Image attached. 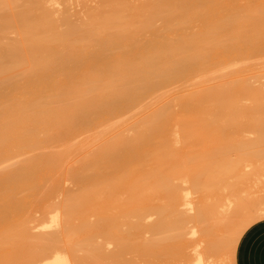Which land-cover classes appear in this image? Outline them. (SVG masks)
<instances>
[{
    "label": "bare ground",
    "instance_id": "obj_1",
    "mask_svg": "<svg viewBox=\"0 0 264 264\" xmlns=\"http://www.w3.org/2000/svg\"><path fill=\"white\" fill-rule=\"evenodd\" d=\"M3 1L0 2L3 3L2 7H5V10L14 6V9H11L14 20L12 23L8 21L9 23L2 24V29L6 28L7 32H9L8 29L12 32V28L7 27L15 25L17 31L25 32L32 28L34 34L42 38L32 39L28 46L23 47L24 50L21 48L22 51L16 47H9V51L6 48L7 45L5 46V51L10 52L9 61L11 63L10 65L6 64L5 69L7 70L8 66L14 68L23 63L27 67L11 69L12 73L16 72L15 75H18L17 72L25 68H27V73L25 69L26 75L21 78V81L19 80V84L8 86L12 87L9 93L6 94V91L9 90L3 93L2 91L5 89L1 91L0 88V92L4 95L2 97L3 95L1 96L0 93V97H2V100L0 98V164L7 161L9 164V160L11 161L13 157L20 156L24 150L20 153L22 149H19V153H17L18 147L24 148L29 146L28 144H33L34 148L33 146L25 148L27 152L29 149L34 150L30 154V151L25 153L26 150L22 153V155H27V157L24 156L26 159H22L21 155L22 161L20 160L21 162L18 163L22 164L18 165L15 162L18 166L14 164L15 166L11 165L6 169L0 167V264H73V259L71 261V255L66 252L67 250L63 251V248L60 250L61 247H64H60V244L68 241L72 234L87 230L85 221L88 217L91 218L90 215L101 213L103 205L100 206L99 201L102 198L109 197L110 201L112 199L113 211L118 217H121H119L120 219L133 215L136 210L135 202L145 199L146 196H152L154 191L151 187L156 191V188L161 186L163 188L164 185H167L168 175L166 174L168 172H164L166 169L164 165L169 161L173 162L172 160L176 158L169 155V161H164L165 156L168 159V155L165 153L169 154L170 149L173 150L174 146L169 148L170 145L182 142L180 141L183 139L182 136L185 137L189 134L193 136L194 132L196 134L197 129L202 127L204 130H209L211 126L217 128L213 122V115L215 114V117L216 114L227 113L226 110L230 109L233 104L235 106L236 93L247 87L245 82L235 79L237 83L233 84L232 82V85L238 86V90L235 89L236 92H231L230 88H226L230 91L219 92L216 87L213 88V84H209L212 81H210V75L207 74L213 70L221 72L225 67H231L229 62L232 59L233 61L235 58L255 59L254 57L264 55V7L250 8L245 6L242 0H160L154 9L149 10L143 16L137 11L139 6L134 5L132 0H100L103 5H108V7H104L98 15L91 13L89 25L84 28L71 25L59 34H48L49 30L58 28L59 25L56 24L53 14L56 10L53 9L54 7L51 8L52 13L47 4L54 6V3L62 4L66 0H8L9 6H7V0ZM145 6L148 4L141 5V7ZM2 7L0 10L4 11ZM7 12L12 15L10 9H7ZM11 15L7 18H10ZM158 19H162L168 25L169 31L166 35L158 28L156 30L154 23ZM0 22L2 23V20ZM192 22L195 24L190 27ZM154 27L155 30H153ZM2 29L0 31L3 33ZM148 31H151V36L142 40V36ZM1 38H3L2 35L0 41H2ZM28 39L29 37L26 36L20 40L23 42ZM59 42H62L61 48H58ZM3 44L5 43L3 42ZM44 50L47 51V55L41 57L40 52ZM7 53H3L6 55H3L5 58H7ZM24 57L27 61L25 64ZM3 58L0 59L1 66L8 59L3 62ZM247 61L245 59L242 62L246 63ZM251 61L253 64L249 63ZM251 61L248 63L252 66L257 62L262 63L263 60H255V63L253 60ZM235 63L234 66H239L241 62ZM231 64L233 66V63ZM11 65L13 67H10ZM258 65L260 64L258 63ZM1 66L0 76L14 77L13 74H8H11V71L5 72L4 65ZM226 70L229 72L228 69ZM220 72L219 75H224ZM222 75L220 78L224 77ZM4 78L1 77V79ZM15 79L17 80V77L13 80ZM18 79H20L19 75ZM7 80L9 81L5 78L4 81ZM215 80L219 82V77L218 79L216 77ZM222 81H226V78ZM0 83L7 84V82L3 83V80ZM8 83L10 85L13 81ZM214 84L216 83L214 82ZM224 84L226 85V83ZM191 85H193L192 90H187V87L189 88ZM221 86H218V89ZM175 88L179 90L172 94L169 92L171 96L170 94L167 96L168 91L170 89L174 91ZM256 89L258 90V86ZM250 92L251 90L248 94L252 96V92ZM21 93L31 96V99H27L25 102L18 101L16 98ZM258 96L257 98H261ZM46 99L51 101L47 102ZM173 100L179 103L173 102ZM6 101L10 102L6 103ZM168 101H172L170 104H178V107L181 106V108L178 111L168 110L159 114L160 109L166 106ZM30 104L34 107L32 111L30 109L28 111L27 108ZM234 108L237 109V107ZM230 110L228 112H231ZM244 116L246 115L244 114ZM228 119L230 120V116ZM201 120L205 124L207 123V126L202 122H200L202 125L199 124ZM215 120L217 121L218 118ZM229 120L228 125L231 121ZM208 121L213 123L210 124ZM221 121L216 124L221 125ZM233 121L234 119H232ZM197 124L198 127L200 125L201 127L196 128ZM233 126L236 127V125L231 127ZM224 127L227 128L226 125ZM224 127L223 129L227 130ZM260 127L263 129L261 133H264L263 121L258 126V128ZM31 128L34 129L33 134L32 130L31 135L26 133V139L23 138L25 140L23 141L24 135L20 138L19 133ZM220 128L222 129V127ZM217 129L221 131V129ZM251 132L253 131L251 130ZM208 133H213V131ZM244 133L246 134V131ZM221 134L226 136L225 133ZM210 135L213 138L214 134ZM170 137L173 138V141ZM179 138L181 139L178 142ZM190 138L191 136L189 140ZM206 138L208 137L206 136ZM20 140L26 143H23L22 146ZM187 140L180 145L187 146ZM217 141L219 140L217 139ZM260 145H264V138H261ZM175 151L178 153L177 149ZM189 159L192 160L193 157ZM182 161L184 167L188 168L189 164H185V160ZM73 162L76 167L72 166ZM194 162L188 163L194 164ZM8 164L6 163V166ZM146 164H149L150 168H155V173L146 171ZM171 164H177V162ZM171 164L169 162L168 167L166 166L168 170L169 167L171 168ZM70 166L73 167L72 171ZM161 167L165 169L162 170ZM156 168H160V170ZM172 169L174 170L170 171V169L169 173L174 175L176 166ZM261 169L259 168V170ZM175 175L174 177L178 176L176 171ZM185 175L183 177L179 175L180 177L172 179L180 178L178 180L181 181ZM260 177L258 178L260 179ZM187 178L189 181L191 180L190 176ZM67 179L76 184L75 190H69L62 186L63 180ZM186 179L185 182L188 181ZM169 180L168 186L169 182L173 181ZM164 189L163 191L166 190ZM174 189L170 190L174 191ZM58 192L63 195L62 200L52 203V199L57 196ZM169 195L171 196L169 198H176L177 191L165 197ZM228 200L226 205L222 203L219 206L221 212L222 209H227ZM106 202L110 206L108 199ZM159 207L153 208L155 211L163 210L160 205ZM201 208L203 209V207ZM251 208L252 206L249 211ZM37 211L41 214L39 217H35ZM254 211L259 215L264 213L261 206L254 208ZM159 213L162 214L161 211ZM247 213L245 211L246 217ZM102 215L101 213L96 218L100 219ZM224 215L226 214L224 213ZM241 216L243 217V215ZM193 220L196 221V219ZM53 226L57 229L54 230ZM99 226H97L98 229ZM108 226L106 225V228L105 225L104 227L102 225L106 231L111 230L110 228L113 231L116 230L114 225L110 224V228ZM159 226L161 225L157 224V227ZM142 227L144 228L145 225ZM34 228H37L38 231ZM50 228L54 231L52 229L49 231ZM99 230L101 231V229ZM155 230L157 229L155 228ZM229 230H234V227ZM194 231L190 229L189 232L192 234ZM159 235H156L158 239ZM120 238L124 239L121 236ZM126 240L120 244V248L129 250L133 247L132 241ZM58 245L59 249L56 248ZM79 246L78 244L77 248ZM75 250L77 249L75 248L73 251ZM119 251L120 249L118 253ZM193 253H195V259L192 264L213 262L206 263L207 260L205 261L202 257L205 253L202 254L196 247L193 249Z\"/></svg>",
    "mask_w": 264,
    "mask_h": 264
},
{
    "label": "rangeland",
    "instance_id": "obj_2",
    "mask_svg": "<svg viewBox=\"0 0 264 264\" xmlns=\"http://www.w3.org/2000/svg\"><path fill=\"white\" fill-rule=\"evenodd\" d=\"M242 1H243L245 6L250 7V8H263L264 7V0H242ZM7 2H8V0H7ZM48 2H50V1H48ZM159 2H160V0H132V3L133 4L135 3L134 5L139 6L137 11L143 16L146 15L149 10L154 9V7H156L159 4ZM3 3H4V1H3ZM3 3L0 2L1 7L4 6ZM7 4H8L7 6H9L10 2H8ZM55 4L56 3L53 4L54 6H52L51 4L49 6V4H47L48 5L47 7L50 8L52 13H53V10L51 8L54 7L53 9L56 10L53 13L55 17L54 16L53 17L56 19V24L59 26H58V28H53L52 30H49L48 34L49 33L59 34L65 30H67L71 25H77L80 28H84L86 25L90 24V14L91 13L98 15L102 12L104 7H108V5H103L100 0H66L65 2L63 1L62 4L60 2L59 3L57 2L56 5ZM142 4H148V6L141 7ZM62 5H63V7H62ZM1 7H0V9H1ZM10 7H11V5H10ZM13 7L7 8V9H10V13H12L13 10H11V9H14ZM57 7H59V8H57ZM64 7H66V8H64ZM3 8H4V11L0 10V20H2V23L0 22V30L2 29V27H1L2 24L4 25L5 23H9V22L12 23V21L14 20L13 13L11 15L8 13L9 11L7 12V9L5 10V7H2V9ZM9 15H11V17L7 18V17H9ZM154 24H155L156 30L158 28V30L165 35L169 31L168 25H166L162 19L156 20V22ZM194 24L195 23L192 22L190 24V27H193ZM12 26L7 27L10 29L12 28V32L9 29H8L9 32H7L5 30L6 28L2 29L3 33L0 31V36L2 35V37H3V38H1V40L5 43V44H3V42L0 41V44L2 42V44L0 45V59H2V57H4L3 62H5V59L8 58L7 59L8 63L6 61L4 64H2V62H1L2 66L1 65L0 66L3 67V65H4V69H5L6 64L7 65L11 64L9 61V59H10V56H9L10 49H8L9 47L10 48L16 47L17 49L19 48V51L20 50L22 51V49L24 50L23 47L28 46L31 43L32 39H41L42 38L41 36H37L36 34H34V31L32 28L25 30V32H19V31H17L15 25H12ZM153 26H152V28H153ZM155 27L153 30H155ZM26 36H28L29 39L21 42L20 39L23 37H26ZM150 36H151V31L145 32V34L142 36V40L149 38ZM168 41H171V39H168ZM62 42L58 43V48L62 47ZM5 46H6L7 50H9L8 53H7V50L5 51ZM4 52L8 54L7 58H5L6 55L3 54ZM23 52L25 54V51H23ZM3 55H5V56H3ZM22 55H23V53H22ZM46 55H47V51L44 50V51L40 52L41 57H45ZM254 58L255 59H253V58H250V59L245 58V59H246V61L247 60L248 61L253 60L254 63L256 62L255 60H257V61L263 60L264 61V55H259V56L254 57ZM245 59L244 58H240V59L235 58L234 61H233V59L230 60V62L233 63V66L229 62V65L231 67H225L224 70H221V72L224 73V75L221 74L222 76H224L222 78H220L221 75H219V72H220L219 70H216V71L213 70V71L209 72V74H207V75H210V77L212 79V80L210 79V81H212V83L210 82L209 84H213V88L216 87L219 92H223L224 90H225L224 92L230 91V90L233 93L236 92L238 90L237 89L238 86L235 87V85H232V82L234 84V82H236V81H239V82L243 81V82H245L244 84H246L247 87L249 86L248 90L246 87L245 88L246 90L243 88L244 90L241 89V91H238V93H236V95H237L236 104L237 105L235 104V106H234V104H233L231 106V108L229 107L231 110L230 109H228V110H230L231 112H228V110H226L227 113H224V114L221 113L222 115L216 114V116L218 115V117H216V116L214 117L215 114L213 115L212 118H213V122L215 124V127L219 128V129H221L220 127H222L221 131H219L217 128H214V127L212 128L211 125H210L211 128L209 130L208 129L204 130V127H202L199 130L197 129L196 134L194 132L193 136L189 134L191 136V138L193 137L192 139L190 138V140H189V137H190L189 135H188L189 137L188 136H185V137L182 136L181 138H183V139H181V138L178 139V142L181 139L180 141H182V142H180V143H185L186 142L185 140L188 139L187 143H186L187 146H185V144L182 146V145H180V143H175L176 145L171 144L169 148H172L171 146H174L172 148L173 150L171 151V149H170L171 152L169 151L168 152L169 154L165 153L166 155H168V159H166V156H165V158L163 157L165 159L164 161H166V160L169 161V155L172 156L173 158L176 157L177 159L175 158L174 160L177 162V164H171V163L175 162L174 160H172L173 162L169 161L171 164V168L169 167V170L171 169L170 171H173L174 169H172V167L175 168V166H176L175 171L178 175L177 177H180V176L183 177V175H185L187 173L185 175V177L181 178V179L184 181L187 177L190 176L191 180L189 181L187 178L186 180H188V181L187 182L184 181L185 185H184V182L182 180L181 181L178 180L180 178L176 179L177 181L175 179L173 180L172 178H177V177H174V176H176L175 171L173 172L174 175L170 174L169 170L167 169L169 162L168 161H167L168 163L164 162V163H166L164 165V167L166 169L164 167L163 168L161 167L162 170L165 169L164 172L166 171L170 175H172V176H170L168 173L166 174L169 176V177L167 176V182H166L167 185L166 186L164 185L165 187L163 186V188H162V186L160 188H156V191L154 190L153 187H151L154 191L152 196L150 195L151 198L149 196H146L145 199L148 197H149V199H146V200L145 199H142V200L139 199V201L137 200L135 202L136 210L133 212V215H131L129 217H123L122 219H120L121 217L119 216L120 217L119 218L115 214V212L113 211L114 210L113 209L114 203L112 204V202H113L112 199L110 201L109 197L102 198L101 201H99V202H100V206L103 205L102 211H101V213L103 214L102 215L103 219L102 218H100V219L96 218V216L99 217V215L101 213L100 214L98 213L96 215H90L91 218L88 217L87 220L85 221V225L87 226V230H86L87 232L85 231V232L75 233L74 235L72 234L71 238H69L68 241H66L68 243L65 242L64 244L63 243L60 244V247L64 246V247H61L60 250L62 248H63V251L67 250L66 252L69 253V255H71L70 256L71 261L73 259V262H72L73 264H75V263H78V264H192L194 262L193 259H195V253H193V249L195 247L199 250V252H202V254L203 253L206 254V255L201 254L203 259L205 261L207 260L206 263L213 261V262H211L212 264H241L240 247H241V244L243 243V241L245 240V238L247 236L248 230H250V229L254 230L257 228V226L260 223L264 222V213L259 215V214H257L256 211H254V208L256 209L258 206H261L264 209V182H263L264 181L263 180L264 179V177H263L264 176V171H263L264 170V167H263L264 166V145H260V140H261V138H264V133H261L263 130L262 127L258 128V126L261 125L262 121L264 122V120H263L264 119V65L261 66V64H263L264 62L263 61H262V63L257 62V64H254L251 66L250 64H253L252 61L249 62L250 64L247 61L246 63H248L250 65L249 66L248 64L246 65V63H243L245 61ZM239 61L241 63H239ZM25 62L27 63L26 57H24V64H25ZM235 62L236 63L238 62L241 66L240 65H239L240 67L238 65L234 66ZM258 63L260 65H258ZM244 65L246 68L244 67ZM10 67H13V66L11 65ZM20 67L22 68V67H27V66L23 65V63L14 67V68H9V66H8L7 70L5 69V72L11 71V74L10 73H8V74L12 75L13 70L15 68H20ZM237 67H238V69H237ZM11 69H13V70H11ZM25 69H26V73H27V68H25ZM25 69L19 70V72H17L20 79H18V75H15L16 74L15 71L17 69L14 71L15 72L13 74L14 77L10 76L11 77L10 78V77H6V75H4V77L6 79H9V81H13V83L12 84L10 83V85H8L9 84L8 80L4 81L5 78L3 76H0V81L3 80V83L7 82V84H1L2 82L0 83V85H2V86H0L1 91H2V89H5L2 91L3 93H5L6 90H9V91H6V94H7V92L9 93L10 90L12 89V87H8V86H12V85L17 84V83L19 84V82L21 81V78L26 75ZM226 69H228L229 72H226L227 71ZM0 70H1V68H0ZM1 72H0V74H1ZM254 73H255V75H254ZM3 74H5V73H3ZM216 74L219 76H217ZM20 75H23V76H20ZM214 75H216V76H214ZM1 77L4 79H1ZM15 77H17V80L16 79L13 80ZM216 77H217V79L219 77V82L220 83L222 82V84H220L218 82V80L217 81L215 80ZM223 78L224 79L226 78V81L223 82L222 81V80H224ZM213 79H214V81H213ZM235 79H237V80L235 81ZM214 82L216 84H214ZM227 82H228V84H227ZM224 83H226V85ZM231 85H232V87H231ZM218 86L219 87L221 86V88L218 89ZM257 86H258V90L256 89ZM191 87L193 88V85L189 86V88L187 87V90H192ZM252 87H253V89H252ZM226 88H230V90L226 89ZM235 89H237V90L235 91ZM176 90H179V89L175 88L174 91H172L170 89L168 91L167 96L170 93L171 94L176 93L177 92ZM250 90L252 92V96L254 95L253 97L251 96V94H248V92ZM245 91H247V92L244 93ZM2 92H0L1 96L3 95ZM239 93H240V95H239ZM256 93H258V94H256ZM171 94H170V96H171ZM257 95H259L258 97H261V98H257ZM2 97H4V95ZM2 97H0L1 100H2ZM23 98H25V99H23ZM254 98H256V99H254ZM16 99L18 101L25 102L27 99H31V96H27L25 93H21L17 96ZM46 101L50 102L51 100L46 99ZM9 102L10 101H6V103H9ZM171 102L172 101H168L166 106H163V108L160 109L159 114H163L168 110L178 111L181 108V106L178 107V104L176 105V103H179L178 101L176 102V100H173V102H176L174 104L172 103L173 105L170 104ZM239 105H240V107H239ZM32 106L33 105L30 104L27 107L28 111H29V109L32 111V109L34 108ZM233 106L237 107V109H235ZM251 106H253V107H251ZM236 111H238V112L236 113ZM232 113L235 116L237 114H240V115H237L235 118V116H233ZM244 114L246 116H244ZM228 115L230 116L231 121L228 119L229 118ZM222 116H226V117L223 118ZM232 116H233V118H232ZM212 118H211V121H212ZM217 118L220 121H221V118L223 119L221 121V123H222L221 125L216 124V123L220 122V121L218 122V120L217 121L215 120ZM261 118H263V119H261ZM224 119H226L227 121ZM232 119H234L233 122H232ZM228 120L230 121L229 125H231V126L236 125V127H234V126L229 127V125L227 123ZM246 120L247 121L249 120V122H247ZM211 121L210 122L208 121V122L211 124V123H213ZM200 122H202L203 125L207 126V123L205 124L204 121H202V120L199 121V124H201ZM240 122H241V124L239 125ZM223 123H226V124H223ZM237 123H238V125H237ZM214 124H212V125H214ZM201 125H200V127H201ZM216 125H218V126H216ZM225 125L227 126V128L224 127ZM198 126L199 125L197 124L196 128H200ZM223 127L226 128L227 130L223 129ZM240 127H242V128H240ZM208 128H209V126H208ZM257 129L258 130L261 129V130L259 132H257L258 131ZM27 130L23 133H19L20 138H21V136L24 135L22 137V140H23V138L26 139V136H27L26 133L29 134L31 132V130H32V132H31L32 134L34 132L33 128L27 129ZM251 130L253 132H251ZM207 131L208 132L213 131V133H208ZM245 131H246V134L244 133ZM219 132L225 133L224 135H226V136H222V134ZM31 133H30V135H31ZM210 134H214L215 136L213 135V138H212V135H210ZM206 136L208 138H206ZM261 136H263V137H261ZM170 138H168V140ZM219 138H221V139H219ZM251 138H252V140H251ZM171 139H172L171 141H173V138H171ZM212 139H213V141H212ZM214 139H215V141H214ZM217 139L219 141H217ZM22 140H20V142H22L21 145L23 146V143L25 144L26 142H23L25 140H23V141ZM171 141H170V143H171ZM175 141H177V140H175ZM193 141H195L196 143H194ZM214 142H215V144H214ZM189 143H191V144H189ZM28 145L29 146H27V147L25 145L24 146L27 149H28V147L32 148V146L34 148L33 144H31V145L28 144ZM190 145H192V146H190ZM25 147L24 148L18 147L17 148L18 151L16 148H14V149H16L17 153H19V149H22L20 151V153L23 150H24L23 152H25V150H26L25 153H28L30 151L29 154L32 153V151L34 150L33 149L31 151V149H29L27 152V149ZM176 149L178 150V153H176L177 152V151H175ZM167 150H168V148H167ZM165 151H166V149H165ZM22 153L20 154V156H18L19 155L18 154L17 158L16 157L12 158V160L13 159H15V160H13V161L9 160L10 165L8 164V161L6 160L7 162H4V163L1 162L2 164H0V167L1 168L3 167V169H6V168L11 167V165L13 166L15 164V162H17L16 164H18V165L22 164V163H18V162L20 160L22 161V159H24V158L26 159V157H27V155H22ZM163 154H164V152H163ZM178 154H179V156L181 155L180 158H179ZM21 155L23 156L22 159H21ZM188 155H190V156H188ZM24 156H26V157H24ZM192 157H193V159L195 158V160H193ZM185 158H187L188 160H190L189 158H191L192 160L188 161ZM170 160H171V157H170ZM182 160H185V162H186L185 164H189L188 168L184 167L185 165L182 164V163H184ZM260 160L262 163L260 162ZM180 161H181V163H180ZM191 161H193V162L195 161L194 164L188 163ZM6 163L8 164L7 166H6ZM23 163H24V161H23ZM71 164H72V162H71ZM73 164L74 165H72V166L76 167L75 162H73ZM18 165H16V166H18ZM173 165H175V166H173ZM72 166H70V167H72ZM178 166H179L180 170H179ZM258 167L260 169L262 167L261 170L263 172L261 170H259ZM145 168H146V171H149V172L154 171L153 173H155V171H156L155 168H152V167L150 168L149 164H146ZM156 169L160 170V168H156ZM72 170H73V167L71 168V171ZM177 171H179V172L181 171L182 174H180L181 172L179 173ZM259 172H260V174H259ZM188 173H189V175H188ZM262 173H263V175H262ZM260 175L263 179L260 177ZM191 177L192 178L194 177V178L192 179ZM258 177H260V179ZM168 180L169 181L173 180L174 184H173V181H171L172 184H171V182H169V186H168ZM63 181L64 182H62V186L64 188H68L69 190L70 189L75 190L77 188L76 184H74V182H72L71 180L67 179V180H63ZM174 185H176V186H174ZM173 186L176 188L174 189ZM178 188H179V190H178ZM163 189L165 191H163ZM170 189H174V191L170 190ZM167 190H168V193H166ZM176 191H177L176 198H169V197H171L170 195L168 197H165L168 194L176 192ZM180 191H181V193H180ZM56 195L58 197L55 196V198H53L51 201L52 203L60 202L62 200L61 198H63L62 197L63 195L61 194V192H58ZM111 198H112V196H111ZM107 199H108V202L110 201L109 202L110 206L106 202ZM231 199H232V201H231ZM113 200L115 202V199H113ZM227 200H228V204L230 206L228 205V207H229V208L227 207L228 210L224 206L225 209H222L224 211V213L226 214V215H224V213H222L223 211L221 212L219 210V206H221L222 203H223V205L225 203H227ZM168 201H170V202H168ZM230 201H231V204L229 203ZM183 202H184V204H183ZM262 202H263V204H262ZM167 203H169V204H167ZM159 205L163 208V210L159 209L158 211L157 210L155 211L154 210L155 208H153V207H157V206L159 207ZM223 205H222V208H223ZM251 206H252L251 211H249ZM165 207H167V208H165ZM175 207H176V209L174 210ZM201 207H203V209ZM172 209H173V211H172ZM164 210H165V213H164ZM201 210H202V212H200ZM225 210H227V211L225 212ZM159 211L162 212L161 215H160ZM245 211H246V213L248 212L246 214L247 217L245 216ZM243 212H244V214H242ZM200 213H201V215H200ZM221 213H222V215H221ZM40 215H41L40 212H38V211H37V213L35 212V217H39ZM241 215H243V217ZM183 216H185L186 219H184L185 217H183ZM190 216L191 217L193 216V218H191ZM244 217H245V219H244ZM193 219H196V221ZM178 220H180V221H178ZM199 221L201 222V224ZM105 223H107V224H105ZM109 223L111 225L115 226L114 227V229H116L115 231H113L112 228H110ZM130 223H131V226H129ZM237 223H239V224L236 226ZM157 224H160L161 226L157 227ZM102 225H103V227H104V225H105V227H106V225H109L108 228H110L111 230L106 231L105 229L107 227L103 228ZM144 225H145V227L143 228L142 226H144ZM202 225H204V226H202ZM97 226H99V229H101V231L97 228ZM167 227H168V229H167ZM233 227H234V230H232ZM145 228L146 229L149 228V230H146ZM155 228L157 230H155ZM169 228H170V230H169ZM34 229L36 231H38L37 228H34ZM48 229H49V227L47 228V231H48ZM51 229L52 228H50L49 231H51ZM53 229L56 230L57 228L56 227L54 228V226H53ZM53 229H52V231H54ZM190 229L195 230L194 233L191 234V232H189ZM229 229H231L232 231H230ZM144 230L146 232H143ZM226 230H229V231H227L228 234L231 233L232 235H230V234L228 235L227 232H224ZM195 232H196V234H195ZM164 233H165V235H164ZM177 233H178V235H176ZM161 234H163L164 236ZM156 235H159L160 238L158 239V236H156ZM59 236L61 237V234ZM120 236L124 237V239L122 240L120 238ZM151 236H152V238H151ZM155 237H156V239H155ZM126 239L132 241V245H133V247H131L132 249L128 248L129 250H127L124 248H120V244L123 241H127ZM73 241H74V243H72ZM79 241H80V243H79ZM142 241L144 244L142 243ZM76 242L80 245L79 248H77L78 244ZM72 245H73V247H72ZM65 246L67 249L65 248ZM56 248L59 249V245ZM75 248L77 249V250H75L76 252L73 251ZM119 249H120V251L118 253ZM97 253H99V254H97ZM75 260H77L78 262ZM211 263H208V264H211ZM203 264H205V262Z\"/></svg>",
    "mask_w": 264,
    "mask_h": 264
},
{
    "label": "crops",
    "instance_id": "obj_3",
    "mask_svg": "<svg viewBox=\"0 0 264 264\" xmlns=\"http://www.w3.org/2000/svg\"><path fill=\"white\" fill-rule=\"evenodd\" d=\"M240 252L241 264H264V222L248 230Z\"/></svg>",
    "mask_w": 264,
    "mask_h": 264
}]
</instances>
